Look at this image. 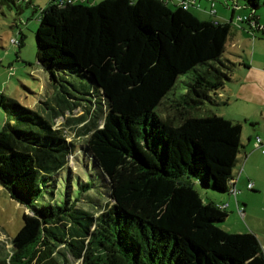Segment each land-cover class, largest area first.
Returning a JSON list of instances; mask_svg holds the SVG:
<instances>
[{"label":"trees","instance_id":"1","mask_svg":"<svg viewBox=\"0 0 264 264\" xmlns=\"http://www.w3.org/2000/svg\"><path fill=\"white\" fill-rule=\"evenodd\" d=\"M170 1L49 0L40 11L38 62L55 85L82 80L85 97L53 95L47 118L0 94V186L28 211L0 264H264L257 234L223 228L228 211L198 189L225 193L236 177L242 123L204 109L229 104L224 90L248 63L225 54L232 21ZM243 5L242 22L264 32V0ZM79 107L89 122L80 152L103 194L80 178L78 197L70 185L65 200L42 203L62 171L75 176L77 145L55 121Z\"/></svg>","mask_w":264,"mask_h":264},{"label":"rangeland","instance_id":"2","mask_svg":"<svg viewBox=\"0 0 264 264\" xmlns=\"http://www.w3.org/2000/svg\"><path fill=\"white\" fill-rule=\"evenodd\" d=\"M15 1V4L8 5L0 0V94L12 97L20 104L38 111L47 118H51L53 111L45 102L49 100V103L54 105L55 101L52 98L53 95L58 93L66 96L69 100L71 95L76 98L75 100H79L85 97L84 86H82L84 84H82V80L75 78V76H66L70 81L77 84V89L67 82L66 79H63L64 81L60 80L55 85V82L51 80L50 73L38 62L36 31L40 25V11L49 5V0H31L32 3L27 0ZM214 2L215 4L213 5ZM243 4H245V0H239V6L235 7V16L232 18L234 7V2L232 1L192 0L189 2L192 13L199 19H217L221 22L232 21V32L227 42L225 54L234 60H239L247 54H251L253 41L257 38L255 35L260 34V36L264 37L262 30L251 26L247 22H242L240 19L251 14L250 9L245 8ZM170 5L173 6V2ZM257 15L260 17V23H263L264 6H260L257 9ZM23 35H25V38L22 47H18L17 44L12 42L14 38L22 39ZM228 106L237 107L236 104H229ZM222 108L224 107L208 106L204 109V112L212 109L223 115L228 109ZM83 109L79 107L65 113L64 116L58 117L55 121L56 126L59 128L64 127L68 140H72L77 145L75 156L69 158L71 172L75 176L71 177L69 168L62 171L58 179L56 197L47 188L45 198L41 199L42 203L54 202L55 200L60 203L65 200L68 196L70 185H73V188H77L72 196L78 197L80 178L95 185L93 190L97 198H101L100 195L103 194L104 184L99 171L92 167L89 169L80 152V148H82L84 143H87L86 140L88 139L85 128L89 122L86 121L87 117L83 118ZM162 112L163 114L165 113L164 108H162ZM7 117V113L0 106V131L7 121ZM13 122L16 123L14 120ZM20 125L23 124L21 123ZM244 125H246V129L250 126L247 122H244ZM244 132L243 141L248 144L247 130ZM261 171L264 174V166ZM198 189H200L201 196L205 201L211 200L209 197L215 193L209 190L207 191L208 196L204 190H201L200 186H198ZM75 197H73L74 200ZM251 199V210L255 216L250 219L244 218L245 211L243 210V213H240L242 214V222L245 226L250 224L257 226V228L264 227L262 223L264 221V192L262 194H254ZM102 201H105V199L103 198ZM85 208L89 207L85 206ZM26 212L28 213L26 206L13 200L9 192L0 186V259L12 253V241L24 225L23 214ZM228 213L227 220L222 223L223 228H227L230 225H238V211L228 209ZM72 264H79V261H73Z\"/></svg>","mask_w":264,"mask_h":264},{"label":"crops","instance_id":"3","mask_svg":"<svg viewBox=\"0 0 264 264\" xmlns=\"http://www.w3.org/2000/svg\"><path fill=\"white\" fill-rule=\"evenodd\" d=\"M179 1L171 0L170 2ZM235 11L232 10V17L235 16ZM213 21L220 20L214 19ZM261 24L264 27V21ZM255 36L257 38L253 41L251 54H247L244 58L248 65L238 68L234 80L230 81L224 90V96L229 98V104H236L237 107L228 106L229 104L222 106L224 107L222 109H228L223 116L242 123L243 133L245 130L248 133L246 135L248 144L244 143L242 133L244 147L240 154V162L235 168L234 184L239 191L236 196L228 191L219 194L214 193L209 198L218 205L228 204L225 207L227 211L228 209L238 211L239 214L236 213L238 214V225H230L225 229L243 233L253 231L257 234L264 248V227L257 228V226L250 224L245 226L241 219L242 214L238 210L240 207L245 211L244 218H253L255 215L251 210V198L256 193L262 194L264 192V174L261 171L264 166V37L260 34ZM244 122L249 123L248 129H246ZM258 138L261 139V143ZM250 183H253V188L249 187ZM262 223L264 224V221Z\"/></svg>","mask_w":264,"mask_h":264},{"label":"built area","instance_id":"4","mask_svg":"<svg viewBox=\"0 0 264 264\" xmlns=\"http://www.w3.org/2000/svg\"><path fill=\"white\" fill-rule=\"evenodd\" d=\"M63 1H65V0H63ZM67 1H70V0H67ZM190 1H192V0H184V5H185V7H188V6H189V2H190ZM12 42H13L14 44H18V39H17V38H14V39H12ZM258 140H259L260 143H261V139L258 138ZM234 180H235V179H233V180H232V183H231L230 193H232V194H234V195L236 196V194H237V192H238L239 190L236 188V186H235V184H234ZM249 187H250V188H253V183H250V184H249ZM227 205H228V204H223V205H219V206H220L221 208H224V209H225V207H226ZM238 210H239L240 213H243V209H242V208L238 207Z\"/></svg>","mask_w":264,"mask_h":264}]
</instances>
